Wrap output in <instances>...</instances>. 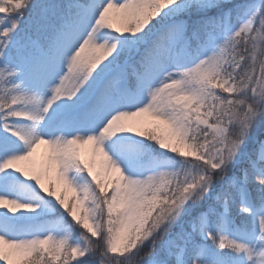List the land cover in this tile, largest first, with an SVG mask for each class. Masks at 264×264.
Wrapping results in <instances>:
<instances>
[{
  "label": "snow or ice",
  "instance_id": "obj_1",
  "mask_svg": "<svg viewBox=\"0 0 264 264\" xmlns=\"http://www.w3.org/2000/svg\"><path fill=\"white\" fill-rule=\"evenodd\" d=\"M0 264H264V0H0Z\"/></svg>",
  "mask_w": 264,
  "mask_h": 264
}]
</instances>
